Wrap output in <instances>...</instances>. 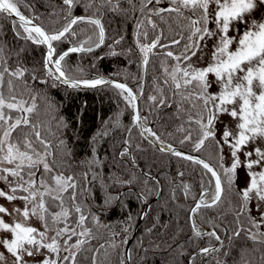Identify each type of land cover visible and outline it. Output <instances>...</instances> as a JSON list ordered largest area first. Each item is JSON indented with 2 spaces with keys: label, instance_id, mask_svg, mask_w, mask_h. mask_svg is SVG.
Masks as SVG:
<instances>
[{
  "label": "snow or ice",
  "instance_id": "6c2138e0",
  "mask_svg": "<svg viewBox=\"0 0 264 264\" xmlns=\"http://www.w3.org/2000/svg\"><path fill=\"white\" fill-rule=\"evenodd\" d=\"M122 3L128 7H121ZM78 6L83 8V15L73 14ZM21 7L31 14L26 15ZM58 8L61 16L56 23L59 27L47 28L27 0H0V16L17 18L12 25L15 37L45 48L42 72L47 78L41 79L33 74L32 80L41 84H47L49 80L53 83L60 81L72 88L110 85L133 109V123L140 130V136L145 139L152 137L163 144L160 135L148 126V116L142 115L138 107L137 102L144 95L142 84L138 83L134 91L126 83L103 77L73 78L69 75L71 69L64 63L70 53H91L105 46L109 38L103 23L107 14L105 9L135 17L133 22L137 27L139 66L147 72L151 58L161 57V75L153 80L155 94L145 98L149 103V113L152 109L174 108L177 119L181 118V114H186L185 123L189 126L179 141L181 145L190 143L195 152L205 148L206 143L214 145L215 164L185 154L171 144L160 149L193 161L210 174L209 187H202L201 196L194 198L196 202L189 210L190 226L195 236L203 235L197 219L200 210L216 207L225 191H232L237 170L243 166L249 181L245 188L235 192L238 202L234 210L238 227L229 239L240 237L242 231L249 232L248 238L253 241L264 237V233L252 232L253 228L259 230L264 224V212L260 213L257 220L251 215L249 207L255 200L259 211L260 204L264 203V148L256 146L243 151L245 159L243 162L240 159V153L249 144L264 141V0H62ZM56 14L53 11L49 15ZM157 21L176 23L178 30L171 40L165 36ZM81 24L92 26L91 34L84 38H80L76 30V26ZM149 32L152 33L151 39ZM122 40L123 36L112 38V43L107 45V54L121 55L116 46ZM209 40L213 43L207 66L197 67L189 63L197 52L208 47ZM65 41H69L72 46L58 51L59 44ZM176 46H179L178 53L174 51ZM19 54L16 53L17 57ZM27 72L29 69L22 67L19 62L16 67H10L5 49L0 46V183L5 185L0 188V198L8 203L23 202L22 207L13 204L11 209L0 204V233L6 234L0 236V247L12 258L11 264H78L77 256L95 238L88 221L91 220L94 226H101L99 215L87 203L90 197L94 199V185L98 183L104 192L103 211L113 201H119L122 195L113 196L108 191L111 185L107 181L130 186L134 176L121 179L118 176L105 177L101 172L94 171L93 166H101L95 148L93 159L85 161L89 166L88 171L80 176L57 171L52 144L42 135L44 122L34 119L37 114L36 97L32 96L29 103L17 85L19 81L23 88L28 87L24 79ZM210 76L214 79H210ZM213 84L218 85L219 91H209ZM224 114L236 121L235 132L227 125L222 130L218 129L217 125L223 123L220 117ZM192 125L196 126L195 138ZM63 127L66 125L61 118L57 129ZM177 130L184 131V128L181 126ZM48 131L54 134L50 129ZM126 131L129 134V138L124 140L126 147L117 153L121 159L129 155L133 146L131 128ZM107 134L105 130L100 135ZM95 142L96 138H93ZM59 143L63 145L65 142L60 140ZM225 146L231 157L228 166L224 163ZM135 147L142 150L139 144ZM132 162L134 164L135 161ZM254 167L260 171H253ZM149 179L151 177L145 174V187ZM184 191L187 194L188 186H185ZM5 217L11 219L6 221ZM241 217L251 225L250 228H245ZM33 218L40 222L39 228L30 223ZM207 235L223 246L224 241L215 230L209 231ZM103 247L100 245V248ZM112 247L116 245L112 244ZM92 251V264H97L99 249ZM219 251L220 248L215 246L202 247L196 255ZM5 252H0V264H8ZM62 252L66 254L61 257ZM229 254L227 251L224 253L225 256ZM191 259L194 264L195 256ZM234 264H247L245 250H240L239 259Z\"/></svg>",
  "mask_w": 264,
  "mask_h": 264
},
{
  "label": "trees",
  "instance_id": "16d2710c",
  "mask_svg": "<svg viewBox=\"0 0 264 264\" xmlns=\"http://www.w3.org/2000/svg\"><path fill=\"white\" fill-rule=\"evenodd\" d=\"M27 2L33 5L35 14L44 21L45 27H59L56 21L61 16L58 6L62 0H27ZM121 7L127 8L128 5L122 3ZM21 10L26 15L31 14L23 7ZM53 11L57 14L49 15ZM105 11L107 14L103 18V23L109 37L105 46L91 53L70 54L64 63L71 69L69 75L73 78L95 79L105 76L124 81L136 90L138 83L142 84L140 79L142 68L139 66L140 54L136 46L137 27L133 22L135 17L113 13L107 9ZM73 14L83 15L84 10L78 6L73 10ZM13 22L7 17L0 16V46L5 49V57L8 58L10 67H16L19 62L22 67L29 69L24 77L28 87L23 88L19 81L17 85L24 93L23 98L29 103L32 96L36 97L37 114L34 115V119L44 122L42 135H45L52 144L58 165L57 171H63L65 175L80 176L81 173L88 171L89 166L85 161L93 159V148H95L101 166L99 168L93 166L94 171L101 172L105 177L118 176L127 179L134 176L130 186L107 181L111 185L108 191L113 196L122 195L119 201H113L111 206L105 207L103 211L101 205H103L104 192L98 183L94 185V199L90 197L87 203L91 204L92 210L99 215L101 226H94L91 220L88 221V226L93 228L95 238L86 244L85 251L77 256L78 264H92V250L95 249H99L96 255L97 264H121V261L123 264H193L190 259L192 256H195L194 264H218V262L234 264L239 259L241 249L245 250L247 264H264L262 237L253 241L248 238L249 232L242 231L240 237L229 239L238 227L234 210L238 202L235 192L239 191L236 183L232 191H225L216 207L202 208L197 217L199 230L212 228L217 234L224 236L223 246L217 254L196 255L203 244H212L214 241L210 236L196 237L188 217L189 210L196 201L194 198L201 196L202 187L205 189L209 187L210 174L193 161L178 158L169 152H162L147 143L135 127L131 128V107L118 95V90L110 85L71 89L59 81L53 83L49 80L47 84L33 81L31 78L33 74L41 79L47 78L42 72L45 48L16 38L12 31ZM157 23L164 30L168 40H171L178 30L173 21L168 23L157 21ZM76 30L80 38H84L91 34L92 26L81 24L76 26ZM119 36H123V40L116 49L122 54L108 55L107 45L112 43V38ZM151 37L152 33L149 32V39ZM70 45L69 41L59 44L58 51L65 50ZM21 48H23L22 52ZM174 51L178 53L179 46H176ZM17 52L20 53L19 57L16 55ZM98 56L103 58L97 59ZM160 60L159 56L151 58L143 84L144 95L139 100V109L142 115L148 116V126L160 135L163 142L189 152L192 150V145L190 143L181 145L179 142L189 129L185 123L186 114H181V118L177 119L174 108L152 109L149 113V103L145 98L155 94L153 80L154 77L161 75ZM61 118L66 127L58 130L57 125ZM181 126L184 131L177 130ZM128 128H131L130 140L133 146L129 155L121 159L117 153L126 147L124 140ZM49 129L54 134H50ZM105 130L108 134L101 136L100 134ZM191 130L195 138L196 126L192 125ZM93 138H96L95 143ZM60 140L65 143L60 144ZM137 144L142 150H137L135 147ZM196 153L211 164L216 163L212 143H206V147ZM180 173L183 175L181 176ZM145 174L151 177L147 187L144 185ZM185 186L189 188L187 194L184 191ZM144 202L150 203L130 244L128 255L125 256V245L142 217ZM240 221L245 228L251 227L244 217H241ZM257 231L255 228L252 229V232ZM207 238L209 240L205 242ZM112 244L116 247H112ZM100 245L104 247L100 248ZM226 251L230 253L228 256L224 255Z\"/></svg>",
  "mask_w": 264,
  "mask_h": 264
},
{
  "label": "rangeland",
  "instance_id": "374dc122",
  "mask_svg": "<svg viewBox=\"0 0 264 264\" xmlns=\"http://www.w3.org/2000/svg\"><path fill=\"white\" fill-rule=\"evenodd\" d=\"M211 27V25H210ZM208 43V47L207 48H203L202 51L200 52H197V55L194 56L192 58L191 61H189V63H193L195 64L197 67H205L207 66V64L209 63L210 59H211V48H212V43L213 41L209 40L207 41ZM210 79H214V77H211L210 76ZM210 92H217L219 91V88H218V85L216 84H213L212 88L209 89ZM220 120L223 122V123H219L217 125L218 129H223L224 125H227L230 129L233 130V132H235V124H236V121H234L230 116H228L227 114H224L220 117ZM217 138H219V131L217 133ZM256 146H260L262 148H264V141H257L256 144H249L247 146L246 149L242 150V152L240 153V159L241 161L243 162L244 161V156H243V151H248V150H251L252 148L256 147ZM224 155H225V160H224V163H225V166H228L230 165L231 163V157H230V153H229V149L227 146H225L224 148ZM253 159H255V157H253ZM253 171H260L259 168H255L253 169ZM248 181H249V177L247 175V171L246 169L241 166L238 170H237V174H236V180H235V183H236V186L240 189L242 188H245L248 184ZM5 187V185L3 183H0V188H3ZM0 204H4L6 207H9L11 209L12 205L15 204L17 206H23V202L22 201H14L12 203H8L6 201L3 200V198H0ZM249 207L251 208V215L256 217L257 220H259V217H260V213L261 212H264V203H261L260 204V209L259 211H257V202L255 200H253V202L249 205ZM6 221L7 220H10L11 218L10 217H5ZM30 223L35 226V227H40V222L38 220H36L35 218H33ZM258 232L260 233H264V224L261 225V227L259 228ZM6 234L4 233H0V236H4ZM264 239V237H262ZM75 251V249L73 250ZM0 252H5V250L0 247ZM66 253H61V257L63 255H65ZM5 255L8 256V254L5 252ZM11 257L8 256V264H11Z\"/></svg>",
  "mask_w": 264,
  "mask_h": 264
},
{
  "label": "water",
  "instance_id": "95a60500",
  "mask_svg": "<svg viewBox=\"0 0 264 264\" xmlns=\"http://www.w3.org/2000/svg\"><path fill=\"white\" fill-rule=\"evenodd\" d=\"M7 18H9V19H11V20H13V21H16L17 20V18L16 17H7ZM18 22V21H17ZM72 45H70L69 47H71ZM69 47H67V48H69ZM66 48V49H67ZM65 49V50H66ZM95 50H97V49H95ZM94 50V51H95ZM70 54H79V53H70ZM69 54V55H70ZM145 76H146V72L142 69V85L144 84V81H145ZM99 77H103L104 79H107V80H112V81H118V82H123V83H125L124 81H121V80H116V79H113V78H109V77H105V76H99ZM98 78V77H97ZM60 82V81H59ZM62 83V82H61ZM127 84V83H126ZM62 85H64L65 87H67V88H71V89H77V88H72V87H69L68 85H65V84H63L62 83ZM128 85V84H127ZM100 86H105V85H100ZM129 87H131L130 85H128ZM97 87H99V86H97ZM78 88H86V87H83V86H81V87H78ZM132 88V87H131ZM133 89V88H132ZM134 90V89H133ZM135 91V90H134ZM137 104H138V102H137ZM139 107V106H138ZM131 117H132V125H131V128H133V127H135L134 126V123H133V109L131 108ZM137 130H138V132L140 133V130L138 129V128H136ZM127 137H128V132H127V134H126V139H127ZM145 139V138H144ZM147 142H149L151 145H153L155 148H157V149H161L162 147H166V145H168L167 143H163V144H161V143H158V142H156V141H154L152 138H150V137H148L147 139H145ZM174 147V146H173ZM175 148H177V147H175ZM178 150H180V151H182V152H184L185 154H189V155H191V156H193L194 158H198V159H204V160H206L205 158H203L202 156H200L198 153H196V152H188V151H185V150H182V149H180V148H177ZM163 152H167V150H165V151H163ZM206 161H208V160H206ZM209 162V161H208ZM210 163V162H209ZM211 164V163H210ZM160 191H161V189H160ZM160 191H159V194H158V196L160 195ZM157 196V197H158ZM149 203L150 202H144V205H145V208H144V210H143V212H142V217L139 219V221H138V223H137V225H136V227H135V230H134V232H133V234L131 235V237L129 238V240L127 241V244H126V246H125V254H126V256L128 255V250H129V246H130V243H131V241L133 240V238H134V236H135V234L137 233V231H138V228H139V226H140V222H141V219L143 218V216L145 215V213H146V211H147V208H148V206H149ZM194 206V205H193ZM192 206V207H193ZM189 214H190V212H189ZM193 257V256H192ZM191 259V258H190ZM190 259H189V261H190Z\"/></svg>",
  "mask_w": 264,
  "mask_h": 264
},
{
  "label": "flooded vegetation",
  "instance_id": "af4514ba",
  "mask_svg": "<svg viewBox=\"0 0 264 264\" xmlns=\"http://www.w3.org/2000/svg\"><path fill=\"white\" fill-rule=\"evenodd\" d=\"M138 106H139V101H138ZM136 128V127H135ZM137 130V129H136ZM138 131V130H137ZM140 134V133H139ZM143 138V137H142ZM150 138H152V137H150ZM144 139V138H143ZM154 141H155V139L154 138H152ZM145 140V139H144ZM146 141V140H145ZM147 142V141H146ZM147 143H149V142H147ZM166 143V142H165ZM150 144V143H149ZM151 145V144H150ZM153 146V145H152ZM189 152H195V151H193V150H191V151H189ZM207 160V159H206ZM199 198V197H198ZM206 200L208 199V198H205ZM196 202V201H195ZM194 205V204H193ZM188 217H189V215H188ZM190 222V221H189ZM136 227V226H135ZM139 229V228H138ZM134 230H135V228H134ZM214 229H209V228H202L200 231L203 233V235L202 236H207L208 237V235H207V233L209 232V231H213ZM193 231V230H192ZM138 232V231H137ZM133 234V233H132ZM131 234V235H132ZM137 234V233H136ZM136 234H135V236H136ZM131 235L129 236V238L131 237ZM135 236H134V238H135ZM202 236H200V237H202ZM133 238V239H134ZM221 238H222V240L224 241L225 240V238H224V236L222 237L221 236ZM129 240V239H128ZM209 240V238H207L206 239V241L205 242H207ZM133 241V240H132ZM131 241V242H132ZM127 244V243H126ZM131 244V243H130ZM224 244V243H223ZM126 246V245H125ZM213 246H215V247H219V248H221V246H220V244H219V242H217L215 239H214V241H213V243L212 244H207V245H202L201 246V248L202 247H213ZM130 247V246H129ZM129 251V250H128ZM217 254V252H211V253H209V254H206V255H212V254ZM125 256H126V254H125ZM203 256H205V255H203ZM127 260V259H126Z\"/></svg>",
  "mask_w": 264,
  "mask_h": 264
}]
</instances>
